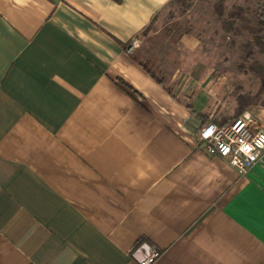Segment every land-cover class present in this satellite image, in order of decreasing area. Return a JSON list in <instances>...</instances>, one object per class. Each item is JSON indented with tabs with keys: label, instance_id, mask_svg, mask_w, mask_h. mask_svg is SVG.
<instances>
[{
	"label": "crops",
	"instance_id": "crops-1",
	"mask_svg": "<svg viewBox=\"0 0 264 264\" xmlns=\"http://www.w3.org/2000/svg\"><path fill=\"white\" fill-rule=\"evenodd\" d=\"M190 1L0 0V264H264V153L240 175L197 140L227 117L202 50L261 2Z\"/></svg>",
	"mask_w": 264,
	"mask_h": 264
},
{
	"label": "built area",
	"instance_id": "built-area-1",
	"mask_svg": "<svg viewBox=\"0 0 264 264\" xmlns=\"http://www.w3.org/2000/svg\"><path fill=\"white\" fill-rule=\"evenodd\" d=\"M139 45V38H134L128 51L133 53ZM255 124V120L246 115L223 124L207 122L200 128L197 140L210 157L220 158L240 175H246L261 161L264 153V131L257 129ZM130 255L139 264H155L161 252L143 244Z\"/></svg>",
	"mask_w": 264,
	"mask_h": 264
},
{
	"label": "trees",
	"instance_id": "trees-1",
	"mask_svg": "<svg viewBox=\"0 0 264 264\" xmlns=\"http://www.w3.org/2000/svg\"><path fill=\"white\" fill-rule=\"evenodd\" d=\"M186 11V7L189 8L190 3L187 0H179ZM215 13L222 17L226 14L225 12V0H218L215 5ZM257 22L254 23L248 16L247 11L240 5H233L232 9L227 13V18L222 22V30L226 34H230L233 37H242L245 33H248L252 40H249L239 46L242 52V64L239 66L241 71H250L260 81L259 90L256 93H239L237 95V108L236 112L231 118H225L222 120L213 119V122L223 124L232 122L239 117H242L246 109L252 104L264 105V62L257 58V55L264 56V3L259 4L256 10ZM153 22L147 26L143 33L146 34L151 29ZM141 64L152 74V76L163 83L154 71L141 61ZM198 117L208 122V118L203 113H198Z\"/></svg>",
	"mask_w": 264,
	"mask_h": 264
},
{
	"label": "rangeland",
	"instance_id": "rangeland-1",
	"mask_svg": "<svg viewBox=\"0 0 264 264\" xmlns=\"http://www.w3.org/2000/svg\"><path fill=\"white\" fill-rule=\"evenodd\" d=\"M258 1L261 2L259 4L264 3L262 2L264 0H258ZM187 2L190 3L189 8L186 7L185 8L186 11H182L184 9V7L182 6L180 8V13H179L180 15H186L190 7H192V2L190 0H187ZM257 7L255 9V12H251L252 21L254 23L257 22V17H256ZM154 23L155 21L153 22V24ZM153 24L151 26V29L153 27ZM231 38H232L231 45H229L228 47L232 49L236 47L239 48L241 44L249 40H252V37L248 33H245V35L242 37L232 36ZM239 43L241 44L237 46V44ZM202 57H204L210 62L218 63V67L222 66L220 67L221 69H218L213 73L217 75V79H216L218 81L217 84H220L222 90L221 98L225 100V103L222 104V109L223 111H225V114L227 115L226 118H231L236 112L235 110L237 108V95L239 93H247V92L256 93L259 90L260 81L255 76V74L251 73L250 71H241L239 69V66L243 62L242 52L240 49L239 50H202ZM257 58L260 61L264 62V56L257 55ZM224 64H226L225 67H223ZM153 71L157 75L158 71L157 70H153ZM219 76L220 78H218Z\"/></svg>",
	"mask_w": 264,
	"mask_h": 264
}]
</instances>
